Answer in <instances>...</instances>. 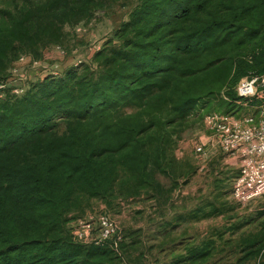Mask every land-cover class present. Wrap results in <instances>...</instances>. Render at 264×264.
<instances>
[{
    "label": "trees",
    "instance_id": "16d2710c",
    "mask_svg": "<svg viewBox=\"0 0 264 264\" xmlns=\"http://www.w3.org/2000/svg\"><path fill=\"white\" fill-rule=\"evenodd\" d=\"M119 1L0 9V264H150L155 250L165 264H213L216 257L264 264V207L224 217L225 203L188 210L171 196L179 187L173 183L188 175L174 157V136L191 118L205 106L226 115L263 103L239 100L235 88L264 74V0H135L87 63L13 94L14 63L43 60L65 45L67 28ZM128 200L151 203L154 247L140 250L142 229L121 231L116 247L73 237L69 224L82 220L91 202ZM219 217L224 225L204 237H173L183 223Z\"/></svg>",
    "mask_w": 264,
    "mask_h": 264
},
{
    "label": "rangeland",
    "instance_id": "374dc122",
    "mask_svg": "<svg viewBox=\"0 0 264 264\" xmlns=\"http://www.w3.org/2000/svg\"><path fill=\"white\" fill-rule=\"evenodd\" d=\"M40 1L42 0H0V9L13 14L16 12V7L21 8L26 4H37ZM135 5V0H120L112 5L110 10L97 13L90 23L79 25L74 29L67 28V42L63 47H59L60 50H57V47H52L45 52L44 59L39 62L32 63L26 58L25 62L12 65L9 72L11 76L10 87L13 90L25 91L27 85L39 77L48 74H60L66 68L79 65V63H87L94 53V49L103 45L120 23L127 19ZM207 112L208 108L205 106L203 111L197 112L191 118L190 125L184 129L180 136L177 134L174 136V157L178 161H184L188 175L175 181L173 186H179L178 190L183 189L184 193L191 194V197L185 200L174 193L171 195L173 201L177 206L190 203L191 207L194 203L200 204L204 201H214L216 204L225 203L229 210L224 217H241L253 214L256 209L264 207V196L247 206L239 205L233 200L232 186L237 175L233 179L230 177L238 173V162L236 160L231 161V157L222 153L210 141L208 143L204 141L209 138L203 122ZM229 114L238 118L244 116L257 117L258 111L242 107L232 110ZM63 130L64 127L62 126L58 132L61 133ZM186 142L189 144L184 148L183 143ZM199 146H203L200 154L195 151L196 147ZM161 181L164 185H170L165 179H161ZM150 205L151 203L146 200H128L113 201L112 206L108 207L100 201H93L91 207L86 210V216L82 220L71 222L69 228L74 230L81 221L88 220V217L106 215L117 224L121 231H128L141 226V234H143L141 239L144 243L141 244L140 250L145 251L157 244V241L150 242L149 240L151 236L149 232L153 228L152 220L155 218L153 208ZM223 225L224 221L221 217L208 220L198 224L196 235L198 237L204 236V232L206 230L208 232L209 228H221ZM153 255L154 258L149 259V262L150 264H157L155 262L157 259L156 250ZM213 264H226V261L216 257ZM243 264L250 263L244 262Z\"/></svg>",
    "mask_w": 264,
    "mask_h": 264
},
{
    "label": "built area",
    "instance_id": "2783aa9c",
    "mask_svg": "<svg viewBox=\"0 0 264 264\" xmlns=\"http://www.w3.org/2000/svg\"><path fill=\"white\" fill-rule=\"evenodd\" d=\"M100 47L94 49L98 51ZM57 50H60L57 47ZM21 57L17 63L25 62ZM57 75V74H53ZM22 90H13L18 95ZM239 100L264 98V74L248 75L235 88ZM246 107L245 104H243ZM258 116L235 117L230 114L211 113L204 117V126L209 141L222 153L238 162V176L232 186V198L239 205L246 206L264 196V100L255 108ZM203 146L196 147L202 153ZM121 230L106 215L88 217L72 231L73 237L84 244L113 241L114 247L120 240Z\"/></svg>",
    "mask_w": 264,
    "mask_h": 264
},
{
    "label": "crops",
    "instance_id": "0c3cea01",
    "mask_svg": "<svg viewBox=\"0 0 264 264\" xmlns=\"http://www.w3.org/2000/svg\"><path fill=\"white\" fill-rule=\"evenodd\" d=\"M205 142H207L208 143V141H209V139H205L204 140ZM189 144V142H186V143H183V146H184V148H186L187 147V145ZM209 146V145H208ZM231 161H234V159H231ZM238 173H239V171H238ZM238 173H237V176H238ZM175 194H176V196L177 195H179L180 196V198L181 199H185V200H187V199H189V197H191V194H189V193H184V191H183V189H180V190H177L176 192H175ZM195 204L196 203H194L193 204V206H192V208H194V206H195ZM176 205V204H175ZM179 206V205H178ZM184 206V205H183ZM186 206V208L189 210V209H191V206H190V203L188 204V205H185ZM212 220V219H211ZM206 221H208V220H204V221H201V222H198V223H192V222H189V223H183V224H181L180 225V227L173 233V237H175V238H178L179 236H184L185 238H188V239H191V238H196V237H198L196 234H197V226H198V224H200V223H203V222H206ZM212 228V227H211ZM211 228H209V231L211 230ZM138 229H142V227L141 226H139V227H136V228H133V229H131V230H138ZM129 231V230H128ZM207 230L204 232V236H206L207 235ZM204 236H202L201 235V237H204ZM200 237V238H201ZM157 259H158V261H159V263L158 264H165L166 262H167V259H165V257H164V255L163 256H161V255H159V256H157Z\"/></svg>",
    "mask_w": 264,
    "mask_h": 264
}]
</instances>
